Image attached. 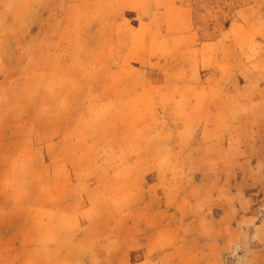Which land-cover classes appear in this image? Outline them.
<instances>
[{"label": "rangeland", "instance_id": "374dc122", "mask_svg": "<svg viewBox=\"0 0 264 264\" xmlns=\"http://www.w3.org/2000/svg\"><path fill=\"white\" fill-rule=\"evenodd\" d=\"M181 1L196 47L33 5L35 61L0 64V264H264V0Z\"/></svg>", "mask_w": 264, "mask_h": 264}, {"label": "crops", "instance_id": "0c3cea01", "mask_svg": "<svg viewBox=\"0 0 264 264\" xmlns=\"http://www.w3.org/2000/svg\"><path fill=\"white\" fill-rule=\"evenodd\" d=\"M99 0H97L98 2ZM108 5L101 6L98 14H108L110 23L114 25H132L131 32L144 35L152 31L148 42L166 41L167 46L196 47L199 36L194 25L193 6L181 0H100ZM37 0H5V8L0 13V64L2 63H27L35 61L30 54H16L17 48L25 38L24 34L30 31L32 18L31 8ZM15 3L18 7H15ZM13 12V24L9 23ZM231 23L225 31L235 30ZM112 29V28H111ZM116 29H112V31ZM127 31H130L127 29ZM21 35V39L19 36ZM17 41L16 43H12ZM115 41H118L115 39ZM183 42V43H178ZM204 44V43H203ZM200 43V46H203ZM8 53V56L6 55ZM1 74V73H0ZM1 79V75H0ZM11 107H2L7 111ZM12 111L20 107H12Z\"/></svg>", "mask_w": 264, "mask_h": 264}]
</instances>
